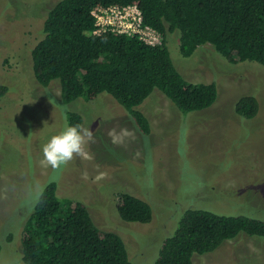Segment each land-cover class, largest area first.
Here are the masks:
<instances>
[{
    "label": "rangeland",
    "instance_id": "374dc122",
    "mask_svg": "<svg viewBox=\"0 0 264 264\" xmlns=\"http://www.w3.org/2000/svg\"><path fill=\"white\" fill-rule=\"evenodd\" d=\"M57 1L0 0V85L7 87L0 96V264L23 263V224L51 181L61 197L85 202L99 227L121 235L134 264L155 263L188 208L264 219V65L231 62L210 43L187 57L180 33L169 34L177 69L191 83L215 82L218 97L208 108L183 112L156 88L137 106L151 125L144 134L105 92L63 103L59 79L46 88L38 83L31 51ZM246 94L259 100L253 118L236 112ZM71 111L93 132L94 142L86 145L90 158L76 157L54 172L41 163L42 147L69 126ZM112 129L129 135L114 144ZM123 193L147 201L151 221L124 220L117 209ZM193 262L264 264V237L240 233L212 252L194 253Z\"/></svg>",
    "mask_w": 264,
    "mask_h": 264
},
{
    "label": "trees",
    "instance_id": "16d2710c",
    "mask_svg": "<svg viewBox=\"0 0 264 264\" xmlns=\"http://www.w3.org/2000/svg\"><path fill=\"white\" fill-rule=\"evenodd\" d=\"M128 4L139 6L144 22L161 33L162 44L117 32L93 34L94 8ZM177 31L184 56L210 43L231 62L264 65V0H59L49 9L44 36L31 51L33 72L45 88L60 80L63 103L111 95L128 109L139 131L148 134L149 119L137 106L154 89L183 112L208 108L218 97L215 82L191 83L177 69L168 46V35ZM6 91L0 85V96ZM259 107L256 95L246 94L237 101L236 112L253 118ZM68 121L83 123L72 111ZM44 186L21 230L23 263L12 264H134L121 235L99 227L85 202L61 197L56 181ZM117 209L129 222L147 223L153 215L147 201L130 193L120 195ZM240 233L264 237V219L188 208L154 264H195L194 253L212 252ZM1 249L0 243V254Z\"/></svg>",
    "mask_w": 264,
    "mask_h": 264
},
{
    "label": "clouds",
    "instance_id": "9594fccd",
    "mask_svg": "<svg viewBox=\"0 0 264 264\" xmlns=\"http://www.w3.org/2000/svg\"><path fill=\"white\" fill-rule=\"evenodd\" d=\"M109 136L114 144L122 143L124 138L129 135L127 129H116L109 131ZM94 142L93 132L82 125L66 126L58 134L53 135L42 147V165L50 167L54 172H59L74 158L88 159L86 145Z\"/></svg>",
    "mask_w": 264,
    "mask_h": 264
},
{
    "label": "built area",
    "instance_id": "2783aa9c",
    "mask_svg": "<svg viewBox=\"0 0 264 264\" xmlns=\"http://www.w3.org/2000/svg\"><path fill=\"white\" fill-rule=\"evenodd\" d=\"M92 15L95 19L93 34L117 32L137 37L150 45L163 42L161 33L144 22L142 11L137 4L96 7L92 10Z\"/></svg>",
    "mask_w": 264,
    "mask_h": 264
}]
</instances>
